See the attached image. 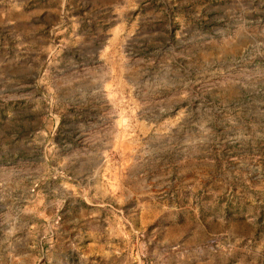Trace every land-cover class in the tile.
Wrapping results in <instances>:
<instances>
[{
	"label": "rangeland",
	"instance_id": "1",
	"mask_svg": "<svg viewBox=\"0 0 264 264\" xmlns=\"http://www.w3.org/2000/svg\"><path fill=\"white\" fill-rule=\"evenodd\" d=\"M264 264V0H0V264Z\"/></svg>",
	"mask_w": 264,
	"mask_h": 264
},
{
	"label": "crops",
	"instance_id": "2",
	"mask_svg": "<svg viewBox=\"0 0 264 264\" xmlns=\"http://www.w3.org/2000/svg\"><path fill=\"white\" fill-rule=\"evenodd\" d=\"M40 264H42V262H39ZM62 264H69L68 260H64L62 261Z\"/></svg>",
	"mask_w": 264,
	"mask_h": 264
},
{
	"label": "trees",
	"instance_id": "3",
	"mask_svg": "<svg viewBox=\"0 0 264 264\" xmlns=\"http://www.w3.org/2000/svg\"><path fill=\"white\" fill-rule=\"evenodd\" d=\"M40 264V263H39Z\"/></svg>",
	"mask_w": 264,
	"mask_h": 264
}]
</instances>
